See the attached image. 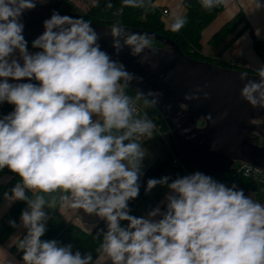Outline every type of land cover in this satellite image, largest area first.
<instances>
[{"label": "clouds", "instance_id": "obj_1", "mask_svg": "<svg viewBox=\"0 0 264 264\" xmlns=\"http://www.w3.org/2000/svg\"><path fill=\"white\" fill-rule=\"evenodd\" d=\"M42 2L0 0V104L14 106L0 117V170L19 177L11 195L4 193L5 201L27 205L20 225L9 221L27 230L17 245L23 264H95L91 252L73 253L71 245L41 239L49 219L44 209L56 205L46 195L57 192L62 203L106 221L97 252L111 264H264V204L202 172L149 179L146 193L157 185L168 188L165 210L157 207L146 217L129 214L145 158L137 138L152 137L155 128L146 116L135 115L133 100L124 91L129 81L140 78L101 49L100 35L82 17L53 12L43 22V34L32 42L40 51L30 53L22 16ZM221 2L200 0L205 10ZM123 4L139 8L144 0ZM185 23L177 18L172 28L178 31ZM105 35L112 37L117 56L127 47L143 64L150 62L142 55L145 49L156 54L151 37L125 31L118 23ZM256 71L258 81L240 73L239 79L247 81L240 96L253 108H264V65ZM201 94L209 99L197 87L184 100H199ZM180 107L187 110L188 105ZM206 118L215 123L211 114ZM121 221L128 223L122 226Z\"/></svg>", "mask_w": 264, "mask_h": 264}, {"label": "water", "instance_id": "obj_2", "mask_svg": "<svg viewBox=\"0 0 264 264\" xmlns=\"http://www.w3.org/2000/svg\"><path fill=\"white\" fill-rule=\"evenodd\" d=\"M53 12L67 15L39 3L35 9L25 11L22 16L24 38L34 41L42 35L43 22ZM90 24L100 35L101 49L123 63L134 77L140 78L129 81L126 87L144 97L159 111L179 150L197 171L218 182L233 171L237 162L264 171V108H253L240 96V90L247 82L239 79L240 73L247 72V79L257 81L258 74L194 59L186 55L177 42L164 35L120 26L128 32L147 34L165 46H152L156 53L154 56L145 49L142 55H148L150 62L141 64L140 57L132 56L127 47L119 56L115 54L111 47L112 37L105 35L113 26ZM152 64L158 66L154 69ZM197 87L209 93V99H203L201 94L199 100H184L185 94ZM149 92L162 95L153 97L148 95ZM154 99L156 103L152 102ZM181 104H187V110L182 109ZM208 114L215 123L206 118ZM200 121H204L205 125L199 126Z\"/></svg>", "mask_w": 264, "mask_h": 264}, {"label": "crops", "instance_id": "obj_3", "mask_svg": "<svg viewBox=\"0 0 264 264\" xmlns=\"http://www.w3.org/2000/svg\"><path fill=\"white\" fill-rule=\"evenodd\" d=\"M53 0H44L43 5H48ZM98 0H78L77 5L69 6L70 11L80 10L84 13ZM184 0H156L153 4L158 10L166 9L169 11L167 17H163L166 26H172L177 18H180L186 12L183 4ZM256 3L261 5L256 7ZM223 9L216 18L203 30L201 38V55L209 62L231 63L233 59L238 60L237 69L257 73L264 60L256 49V44L264 52V0H223ZM66 6V4H65ZM231 25V33L221 42L214 43L212 38L225 26ZM28 51L35 53L40 49L33 48L28 44ZM19 58V54H16ZM23 63V61H20ZM14 82V81H10ZM139 118V117H138ZM145 151V158L142 161V173L149 166L161 158L164 153H168L164 143L158 134H152V137L143 139L137 138ZM164 176H172V167H170ZM8 179L7 176L4 180ZM174 179V178H173ZM166 186L157 185L151 192H144L138 200L129 208L130 215L135 217H146L148 212L162 206L166 202L165 195L168 193ZM34 194V193H33ZM61 193L47 194L46 199L56 200L54 208H45L49 219L46 222V232L41 237L42 240H56L58 242L67 240H76L86 237L103 219L95 214H88L83 209H77L71 203H62L60 201ZM255 201L264 203V190L260 189ZM15 201H8L0 208V217L13 205ZM159 219V217H157ZM127 221H121L122 226L127 225ZM21 221L19 222V225ZM27 234L23 227H17L13 234L4 242H0V264H23L17 249L19 241ZM95 264H111L110 260L102 253L94 260Z\"/></svg>", "mask_w": 264, "mask_h": 264}, {"label": "trees", "instance_id": "obj_4", "mask_svg": "<svg viewBox=\"0 0 264 264\" xmlns=\"http://www.w3.org/2000/svg\"><path fill=\"white\" fill-rule=\"evenodd\" d=\"M156 0H144L143 7L135 8L128 7L123 4V0H98L89 11L82 13L81 15H76L70 10L65 9V3L62 0H53L48 5H43L45 7L55 9L67 15H70L75 18L82 17L89 23L100 24L113 26L119 24V26H127L139 29L150 30L161 35H164L175 42L181 47L182 51L194 59L207 60L201 55V38L203 30L216 18L218 13L223 9V0L216 7L211 10H205L201 7L200 0H184L183 4L186 8V12L180 18L185 19L186 23L178 31L173 30L172 26H166L162 12L153 6ZM111 4V7H107L108 4ZM123 7V13L116 17L113 15V11L119 7ZM232 31L231 25H225L213 38L212 42L221 43ZM28 44L32 45V40L25 39ZM151 45L157 48H164L165 46L154 39H151ZM256 49L259 52L260 56L264 60V52L260 48L259 44H256ZM216 64L235 69V65L225 62H216ZM28 82V81H20ZM33 83H38L32 81ZM123 85V83L121 82ZM124 89L133 95L135 98L139 95L131 91L128 87ZM140 96V95H139ZM139 99H142L145 102L147 112L149 115L158 120L162 125L163 130L168 131L169 141L172 146L173 151L176 155L180 156L184 161H186L190 167L197 171L194 166L183 156L179 150L171 132L169 131L165 121L163 120L159 111L149 103L144 97L140 96ZM14 110V106L4 102L0 104V117L7 115L8 113ZM205 122L200 121L199 126H204ZM172 158L173 153L168 150V153H164L161 158L154 161L149 168L143 173L140 178V189L138 197L134 200L128 202V207L130 208L138 198L145 192L147 181L149 179H159L163 177L167 170L172 167ZM7 176L8 179L4 180V177ZM223 181L228 182L230 185L241 183L245 187H253L256 189H263L264 185L257 186L252 180L244 177H235L231 173L227 174ZM19 182V177L9 171L7 168L0 170V208L5 204L4 193H9L11 195V189ZM27 195L31 198L34 196L33 192L28 191ZM27 208V205L24 201H15L13 205L0 217V242L4 243L17 229V227H12L9 221H15L17 225L20 222L21 212ZM166 208V202L162 206V211ZM107 230L106 221L102 220L99 224L89 233L86 237L76 240H67L59 242L60 246L71 245V250L73 253L79 251L82 255L91 252L93 259L95 260L100 253L97 252V249L100 247L102 242V234ZM23 252L21 251L18 256L22 261ZM23 262V261H22Z\"/></svg>", "mask_w": 264, "mask_h": 264}, {"label": "built area", "instance_id": "obj_5", "mask_svg": "<svg viewBox=\"0 0 264 264\" xmlns=\"http://www.w3.org/2000/svg\"><path fill=\"white\" fill-rule=\"evenodd\" d=\"M62 1H64V3L66 5H69V6H75V5H77V2H78V0H62ZM123 7H124V5L115 9L113 11V15L116 17L120 16L123 13ZM161 12H162L163 17H167L169 14V11L166 9L161 10ZM72 13H74L76 15H81L84 12L77 9V10H74V12H72ZM231 64L237 65L238 60L233 59L231 61ZM124 91L133 100L135 115L139 118H143L146 116L149 120H151L155 125V128L152 130V134H158L160 139L164 143L165 148L167 150H169L171 153H173V158H172V163H171L173 178L175 179L177 176H184V175H188V174H191L193 172H196L192 167L189 166V164L186 161H184L180 156L175 154V152L173 151V149L170 145L168 131L163 130L160 122H158V120L152 118L149 115V113L147 112V108H146L145 104H141L133 95L128 93L126 90H124ZM145 137H147V136H140L138 138L143 139ZM231 174L235 177L248 178V179L252 180L257 186L264 185V171L261 170L260 168L252 166L250 164L243 163V162L236 163L233 167V171L231 172ZM221 183H224L229 187H231L232 185H236L237 188L243 190V192L246 196H251L252 198H255L258 191L260 190L259 188L256 189L253 187H250V188L245 187L241 183L232 184V185H230L226 181H221ZM262 204H264V203H262Z\"/></svg>", "mask_w": 264, "mask_h": 264}, {"label": "rangeland", "instance_id": "obj_6", "mask_svg": "<svg viewBox=\"0 0 264 264\" xmlns=\"http://www.w3.org/2000/svg\"><path fill=\"white\" fill-rule=\"evenodd\" d=\"M42 3H44V2H42ZM65 6V5H64ZM65 9H68V10H70V7L69 6H65ZM235 69H237V66L235 65V67H234ZM125 90V89H124ZM141 104H145V102L142 100V99H137ZM238 163V162H237ZM228 174H230V173H228ZM223 181V180H222Z\"/></svg>", "mask_w": 264, "mask_h": 264}, {"label": "bare ground", "instance_id": "obj_7", "mask_svg": "<svg viewBox=\"0 0 264 264\" xmlns=\"http://www.w3.org/2000/svg\"><path fill=\"white\" fill-rule=\"evenodd\" d=\"M172 147V146H171Z\"/></svg>", "mask_w": 264, "mask_h": 264}]
</instances>
